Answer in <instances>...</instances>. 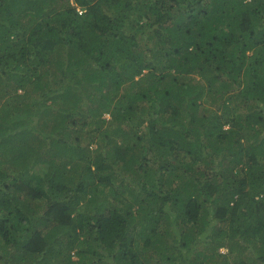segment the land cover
Returning a JSON list of instances; mask_svg holds the SVG:
<instances>
[{
	"label": "trees",
	"instance_id": "trees-1",
	"mask_svg": "<svg viewBox=\"0 0 264 264\" xmlns=\"http://www.w3.org/2000/svg\"><path fill=\"white\" fill-rule=\"evenodd\" d=\"M0 264H264V0H0Z\"/></svg>",
	"mask_w": 264,
	"mask_h": 264
},
{
	"label": "rangeland",
	"instance_id": "rangeland-1",
	"mask_svg": "<svg viewBox=\"0 0 264 264\" xmlns=\"http://www.w3.org/2000/svg\"><path fill=\"white\" fill-rule=\"evenodd\" d=\"M142 43H145V41H141ZM249 55L250 56H252L253 55V52L252 51H250L249 52ZM204 84V83H203ZM225 97H228V96H225ZM49 102H52V101H49ZM216 103V102H215ZM214 102H210L209 103V105L210 106H208L209 107V109H211L212 111L214 110V111H216V104H215ZM89 103H88V105H85L84 106V108L83 109H85V111L87 112L88 110H89ZM239 108H242L241 106L239 107ZM236 113V112H235ZM234 113V114H235ZM103 117H106V118H108L109 120L111 119V115H109V114H106L105 113V115L103 116ZM225 128H229V126L227 125V126H225ZM101 131L102 132H106V127H103L102 129H101ZM103 133V134H104ZM122 134H119V133H114V134H104L101 138H99L98 140H97V144L95 143L94 145H93V147L94 148H96L97 147V145L98 146H100V147H113L112 146V144L113 143H111V141H114V143H121L122 142V140H124V138H122V136H121ZM100 136V135H99ZM126 146V145H125ZM178 164H176V165H174L173 167H171L172 168V172H174L175 174H180L181 172H180V170H179V168H178ZM48 168H49V166L46 164L45 165V170L44 171H47L48 170ZM87 209V207L86 206H80V210H83V211H85ZM78 231V230H77ZM221 252L222 253H225V254H227L228 253V250L226 249V248H224V249H222L221 250ZM77 256H73V260H77Z\"/></svg>",
	"mask_w": 264,
	"mask_h": 264
},
{
	"label": "clouds",
	"instance_id": "clouds-1",
	"mask_svg": "<svg viewBox=\"0 0 264 264\" xmlns=\"http://www.w3.org/2000/svg\"><path fill=\"white\" fill-rule=\"evenodd\" d=\"M80 14H82L81 9L79 10Z\"/></svg>",
	"mask_w": 264,
	"mask_h": 264
}]
</instances>
